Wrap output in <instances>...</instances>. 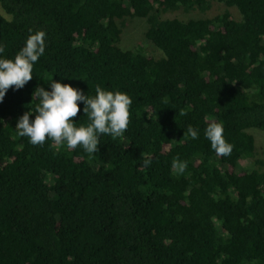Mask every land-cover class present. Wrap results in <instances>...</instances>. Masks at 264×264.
<instances>
[{
  "label": "trees",
  "instance_id": "trees-1",
  "mask_svg": "<svg viewBox=\"0 0 264 264\" xmlns=\"http://www.w3.org/2000/svg\"><path fill=\"white\" fill-rule=\"evenodd\" d=\"M214 7L211 16H166ZM0 8V58H14L30 29L46 33L33 79L0 102V264H264V157L247 132L264 130V0H0ZM126 17L144 19L155 55L118 45ZM52 79L89 96L97 85L127 93V131L102 135L91 155L18 136V118L38 103L33 91H51ZM78 107L77 127L88 123ZM212 121L234 145L228 157L204 135ZM189 125L197 139L183 136ZM176 157L187 161L183 174Z\"/></svg>",
  "mask_w": 264,
  "mask_h": 264
},
{
  "label": "clouds",
  "instance_id": "clouds-1",
  "mask_svg": "<svg viewBox=\"0 0 264 264\" xmlns=\"http://www.w3.org/2000/svg\"><path fill=\"white\" fill-rule=\"evenodd\" d=\"M46 49V33L43 30H29L24 45L14 58H0V102L6 92L22 89L33 79V67ZM5 46L0 45V54ZM51 91L37 87L32 93L38 99L34 111H26L17 120L15 129L17 135L26 137L33 146H43L47 140L58 146H66L74 150L82 146L89 155L98 152L100 137L110 136L112 139L122 137L127 131L130 119L131 97L122 91H109L99 85L95 88V95L83 94L80 89L70 84H61L56 80L49 83ZM78 102H82L83 113L87 116L86 125L76 126L72 118L80 112ZM34 114L35 118L30 119ZM181 115H186L181 112ZM204 135L210 141L212 150L220 157L232 154L234 145L224 137V125L220 122H209ZM183 136L197 139L199 132L191 125L187 127ZM151 161L145 159L144 167H149ZM172 167L177 174H183L187 169V161L176 157Z\"/></svg>",
  "mask_w": 264,
  "mask_h": 264
},
{
  "label": "rangeland",
  "instance_id": "rangeland-1",
  "mask_svg": "<svg viewBox=\"0 0 264 264\" xmlns=\"http://www.w3.org/2000/svg\"><path fill=\"white\" fill-rule=\"evenodd\" d=\"M216 11L217 9L215 8L203 15L197 11L182 12L180 10H176L166 13V16H174L184 20L187 18L211 16L215 14ZM0 14H4L1 8ZM123 23L124 24L121 29L118 41V45L121 48L139 50L140 52L147 55H155L157 53V50L154 48V46L148 43V41L143 36V31L145 28L144 19L137 17H126L124 18ZM247 132H249L253 138L255 157H264V130L249 128L247 129ZM240 164L245 168H249V163L247 161H241Z\"/></svg>",
  "mask_w": 264,
  "mask_h": 264
}]
</instances>
